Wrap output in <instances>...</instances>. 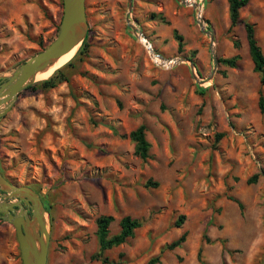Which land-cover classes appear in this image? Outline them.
Instances as JSON below:
<instances>
[{
	"label": "rangeland",
	"instance_id": "374dc122",
	"mask_svg": "<svg viewBox=\"0 0 264 264\" xmlns=\"http://www.w3.org/2000/svg\"><path fill=\"white\" fill-rule=\"evenodd\" d=\"M203 2L214 47L195 8L177 0H134L131 12L128 0H86L89 47L70 81L28 89L44 80L36 81L0 119V173L49 207L48 264H102L104 215L114 217L111 235L124 216L143 222L106 252L114 262L264 264V86L245 28L255 26L264 52V0H250L233 28L228 0ZM62 17L63 0H0V76L47 48ZM129 23L164 58L192 61L198 79L189 62L156 65ZM236 56L235 67L221 62ZM142 124L147 162L127 137ZM0 264H22L15 228L3 220Z\"/></svg>",
	"mask_w": 264,
	"mask_h": 264
},
{
	"label": "water",
	"instance_id": "95a60500",
	"mask_svg": "<svg viewBox=\"0 0 264 264\" xmlns=\"http://www.w3.org/2000/svg\"><path fill=\"white\" fill-rule=\"evenodd\" d=\"M177 1L184 6L190 5L188 0ZM128 2L131 12L134 0ZM199 24L211 37L214 47V35L207 31L203 23ZM129 26L138 38L139 35L144 36L140 29L131 23ZM88 32L86 0H63V17L57 38L43 51L24 61L12 74L0 76V119L11 111L20 93L38 81V73L72 51L76 54ZM145 41L149 45L148 40ZM156 56L168 60L158 53ZM174 60V65L189 62L194 77L198 79L196 65L192 61L186 58ZM0 216L15 228L22 264H48L51 242L49 214L40 194L29 186L14 185L0 173Z\"/></svg>",
	"mask_w": 264,
	"mask_h": 264
},
{
	"label": "trees",
	"instance_id": "16d2710c",
	"mask_svg": "<svg viewBox=\"0 0 264 264\" xmlns=\"http://www.w3.org/2000/svg\"><path fill=\"white\" fill-rule=\"evenodd\" d=\"M250 0H228L229 3V15L231 20V28L237 26L240 24V11L242 8L248 5ZM245 28L247 32V39L249 43V49H250V55L254 63V70L257 72L261 77V85L264 86V52L262 48L260 47L258 40L256 38L255 33V26L249 22L245 23ZM89 35H90V29L87 34V37L85 41L83 42V45L80 47L79 51L77 52V55L75 58L62 67L61 69L57 70L49 79L44 80L37 85H33L28 87V89H37L41 88L42 90H50L54 89L60 84L64 82L70 81V70L74 68V62L85 56L88 52L89 47ZM174 35L176 39L179 41V49L183 48V38L178 34V32L175 30ZM234 45L236 47L240 46V43L238 41L234 42ZM239 59L238 56L233 57L231 59H224L221 60L222 63L235 67L236 61ZM1 82V80H0ZM259 107L262 113H264V91L261 89L259 91ZM222 136V135H221ZM127 137L132 141L135 148V155L139 157L143 162H147L151 158L150 150H151V143L147 139V126L145 124H142L139 126L136 130H133L130 132ZM156 183H152V181H149L147 183V186H150ZM238 202V201H237ZM240 207L242 208V204L238 202ZM45 207L47 210H49V207L47 204H45ZM114 221L113 216H101L97 220V237L99 242V251L97 252L95 258L100 260L102 264H122L120 261L114 262L111 261L107 256L106 252L119 247L123 244H125L129 239L133 238L135 236V233L138 229L142 228L143 222L139 219L132 218L131 216H124L120 221V232L116 235L110 234V226ZM184 221V216L180 217V219L177 222V226H179ZM185 240V237L182 236L179 240L174 241L172 244L168 245L166 248L169 250H173L174 248L180 246V244ZM202 252V249L200 250V253ZM160 261V257L157 256L155 258H152L148 264H156Z\"/></svg>",
	"mask_w": 264,
	"mask_h": 264
},
{
	"label": "bare ground",
	"instance_id": "6f19581e",
	"mask_svg": "<svg viewBox=\"0 0 264 264\" xmlns=\"http://www.w3.org/2000/svg\"><path fill=\"white\" fill-rule=\"evenodd\" d=\"M80 30H81V28H80ZM139 39L142 42V44L146 42L145 41V39H146L145 36H140L139 35ZM73 55H74V51H72L71 53H69L66 56H64L61 60H59L58 62H56L53 65H51L50 67H48L46 70L41 71L40 73H38V75L36 76L37 80L38 81L39 80H46V79L50 78L57 71V69L60 68L65 63H67L73 57ZM168 60L169 61L162 60V59H159V60L155 59V61L157 62L158 65L166 67V68H169V67H171L172 65H174L176 63V60H174V59H168Z\"/></svg>",
	"mask_w": 264,
	"mask_h": 264
},
{
	"label": "built area",
	"instance_id": "2783aa9c",
	"mask_svg": "<svg viewBox=\"0 0 264 264\" xmlns=\"http://www.w3.org/2000/svg\"><path fill=\"white\" fill-rule=\"evenodd\" d=\"M188 1L190 3L189 6L194 7L195 10H196V19H197L198 25L200 26L199 23H203L204 27L207 29L208 25H207V22H206V20L204 18V12H205V9H206V4L203 2V0H188ZM148 42H149V45H146V43H143V44H144V46H145V48H146L151 60L156 65H158L157 62L155 61V59L159 60L161 58L156 56L157 52L155 51L152 43L150 41H148ZM214 46H215V43H214ZM162 60H164V59H162ZM167 61H169V60H167ZM158 66H160V65H158Z\"/></svg>",
	"mask_w": 264,
	"mask_h": 264
},
{
	"label": "flooded vegetation",
	"instance_id": "af4514ba",
	"mask_svg": "<svg viewBox=\"0 0 264 264\" xmlns=\"http://www.w3.org/2000/svg\"><path fill=\"white\" fill-rule=\"evenodd\" d=\"M45 204V203H44ZM1 217V216H0ZM0 221H2V219L0 218Z\"/></svg>",
	"mask_w": 264,
	"mask_h": 264
}]
</instances>
